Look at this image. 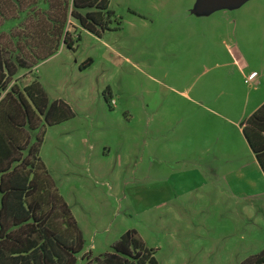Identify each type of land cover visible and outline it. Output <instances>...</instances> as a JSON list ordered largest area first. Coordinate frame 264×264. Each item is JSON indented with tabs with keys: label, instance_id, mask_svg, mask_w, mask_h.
<instances>
[{
	"label": "rangeland",
	"instance_id": "1",
	"mask_svg": "<svg viewBox=\"0 0 264 264\" xmlns=\"http://www.w3.org/2000/svg\"><path fill=\"white\" fill-rule=\"evenodd\" d=\"M107 1L119 29L74 24L72 48L11 82L37 79L74 112L45 128L39 156L81 231L76 264L128 229L158 264H239L264 248V174L230 120L259 80L264 96V0ZM234 44L250 65L242 75L258 72L250 85Z\"/></svg>",
	"mask_w": 264,
	"mask_h": 264
},
{
	"label": "trees",
	"instance_id": "2",
	"mask_svg": "<svg viewBox=\"0 0 264 264\" xmlns=\"http://www.w3.org/2000/svg\"><path fill=\"white\" fill-rule=\"evenodd\" d=\"M74 24L96 36L121 26L107 0H0V264H76L83 250L81 231L39 156L45 128L74 112L61 99L49 101L37 79L22 88L11 83L19 69L30 71L62 44L72 48L79 39L69 30ZM240 128L264 174V102ZM111 247L93 258L83 252L80 259L158 264L135 229ZM239 264H264V248Z\"/></svg>",
	"mask_w": 264,
	"mask_h": 264
},
{
	"label": "crops",
	"instance_id": "3",
	"mask_svg": "<svg viewBox=\"0 0 264 264\" xmlns=\"http://www.w3.org/2000/svg\"><path fill=\"white\" fill-rule=\"evenodd\" d=\"M233 47L234 48H232V49L229 48V50L231 52L230 53L231 54L230 55L231 63L237 68V70H238L239 74L241 75V77L244 78V82L250 85V83L257 78L258 72H257V70L255 68H253V70H251L249 72V74H247L246 76L242 75L244 69L247 68L248 66L250 67V65L248 64L247 59L245 58V54L242 52L240 47L237 44H234ZM258 68L261 69L262 77H263L264 76V71H263L262 67H258ZM256 85H257V87L255 89H253L252 92H248V96L246 95L247 94V91H246V93H245L246 99L244 98L243 105L239 104L237 107H235V110H236L235 117H232L233 120L230 119L233 123H236L238 120L243 121L245 118H247L252 112H254L264 102V96L261 97L260 99H257V90L259 89V87L261 85V80H259L256 83ZM182 93L186 94L185 92H182ZM251 97H252V103L250 104L249 99ZM192 101H194V100H192ZM241 103H242V100H241ZM194 104L197 105V106L202 107V109L209 110V111H211V112L223 117L220 113L216 112L215 108L209 107V105H206V104H204L202 102H199L197 100L194 101ZM248 105H251V106H248ZM227 109L231 110V107H228ZM149 138L150 139L152 138V141H153V136H150ZM150 141H149V139H146L144 141L145 149L150 147ZM149 156L152 159H154V157L152 156L151 153H149ZM136 166H139V165H136ZM153 168H154L153 166L152 167L149 166L147 170H151ZM165 203H166V201H165ZM145 245H146V243H145Z\"/></svg>",
	"mask_w": 264,
	"mask_h": 264
},
{
	"label": "built area",
	"instance_id": "4",
	"mask_svg": "<svg viewBox=\"0 0 264 264\" xmlns=\"http://www.w3.org/2000/svg\"><path fill=\"white\" fill-rule=\"evenodd\" d=\"M111 101V104L113 105L114 104V100L112 99V100H110Z\"/></svg>",
	"mask_w": 264,
	"mask_h": 264
}]
</instances>
